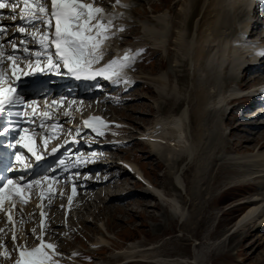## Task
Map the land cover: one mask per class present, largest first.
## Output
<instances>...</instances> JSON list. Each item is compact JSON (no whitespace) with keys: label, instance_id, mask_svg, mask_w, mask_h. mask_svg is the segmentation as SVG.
<instances>
[{"label":"rangeland","instance_id":"1","mask_svg":"<svg viewBox=\"0 0 264 264\" xmlns=\"http://www.w3.org/2000/svg\"><path fill=\"white\" fill-rule=\"evenodd\" d=\"M97 1L106 7L109 6L111 0ZM122 1L124 15L112 26L107 27V33H117L115 41L121 44L148 45L138 54L137 63L131 71L130 77L133 78L137 86L130 93L123 94L121 90H118L111 94L112 102L110 103L97 101L96 103L93 102V106L95 108L100 106L112 118H119L127 122V127L120 128L122 130L118 133L134 134L136 130L153 121H158V115L176 112L179 99H183L185 96L187 98V95L190 94V90H187L188 92H185L184 95V91L182 89L180 91L177 83V76L179 73L181 74V69L178 67L180 52L175 43L178 40V35L175 34H182L184 31L182 30L185 23L184 13L187 14L189 11L187 7L190 0H186L187 6L186 4H183L184 6L177 4L178 0ZM166 8H169L170 12ZM151 16H163L169 22L167 28L171 32H166L164 43H161L159 35H153L154 32L161 31V27L150 19ZM234 25L239 30L243 23L236 20ZM149 28L153 30V33ZM37 31L45 33L43 24L37 25ZM262 31H264L263 26ZM256 34L257 36L260 34L258 29L253 36ZM256 37L252 39H256ZM242 43H237L239 45L237 46V53L243 52L245 45V48L249 49L250 46L247 43H243L244 46ZM105 45L107 48L112 45L111 38L107 40ZM240 52L239 57H242ZM237 70L230 73L227 66H224L221 71L220 76L223 82H221L223 84L221 92L225 94V98L230 99L232 95H228L236 90L235 85L238 84V81L247 87L264 81V74L255 76L247 71V74L244 72L243 75L239 69ZM228 75L231 77L225 78ZM188 87L190 88V85ZM169 90H172V93H167ZM252 101L256 102V100L250 99H244L238 104L236 100L231 101L234 104L231 114L228 112L227 105L221 106L220 117L223 121H220V125L223 128V135H228L231 126L233 129L227 136L228 138L225 139L226 141L224 140L222 145H218V149L215 148L217 149L214 153L213 162L215 163L208 164L209 166L204 169L206 171L201 182L195 178L198 162L193 158L194 153L187 149L192 143V138L189 137L184 140L186 127L188 126L190 132L193 129L188 122L187 110H192L195 103H191L189 107L187 104L184 105L183 108L187 116L181 125L180 123L175 124L179 119L178 117L173 118L171 128L179 126L181 129V135L173 140V145L170 144L171 138H166L163 145L156 141L161 148L155 149L153 147L152 149L160 157L153 155L149 152L148 145L140 142L111 148L107 152L110 158L122 157L135 161L138 166L143 168L145 175L152 182L161 186L169 194L175 193L182 205L174 199L171 200V198L168 202L166 199L159 200L134 191L135 187H140V183L130 175H123L120 187L117 186L118 181L108 183L102 189L95 188L91 195L86 196V200L82 199L84 203H80L82 202L80 200L77 206L78 217L77 219L74 216L71 218L73 227L69 228V231H65L66 235H61L60 231L64 232V229L61 226H56L59 224V208L56 206L53 208L56 211L53 212L51 223L58 230L55 233L52 230L51 234L54 233V243L64 250L65 258H69L73 264H81L76 258L93 264H264V179L263 177L254 178L259 171L264 170V148L258 150L255 140L245 143L246 146L250 147V150L237 151L234 150L235 143L232 140L239 136L240 138L247 136L251 131L257 130L250 127L254 124L251 120L256 122L252 118L253 115L240 117L241 113L238 109L243 103ZM212 105L214 103L210 106ZM260 119H264V117H258L257 124H264V120L262 122ZM238 122H242L244 125L236 129ZM109 130L117 133L112 129ZM262 137L264 136L259 133L255 135V139L258 140ZM178 139L181 140L177 141ZM180 144L182 148L178 152L179 155L166 154L165 149L167 147L178 148ZM184 148L188 153L183 154ZM180 157H184V159L178 166L174 160ZM104 162L111 164L110 159H106ZM111 166L115 165L112 164ZM112 171L118 172L119 168L112 169ZM216 173L217 179L215 178ZM175 175H178L176 176L177 179ZM182 176L185 182L182 180ZM126 177L127 179H125ZM186 182L187 184H185ZM190 185L194 189H199L198 194H196L197 198L192 196V192L188 190ZM153 189L157 194L162 193L161 190ZM121 192L125 194L120 198L114 197ZM253 200L258 201L254 203L257 210L255 212L256 220L250 223L253 230L249 232L248 225L242 229L234 228L229 233L230 226L237 216L245 208L253 207L254 204L250 205ZM27 230L28 237L33 238L32 230ZM96 232L102 233V242L105 247L91 251L87 248V240L97 235ZM132 244L135 246L130 248ZM2 261L0 259V264Z\"/></svg>","mask_w":264,"mask_h":264},{"label":"bare ground","instance_id":"2","mask_svg":"<svg viewBox=\"0 0 264 264\" xmlns=\"http://www.w3.org/2000/svg\"><path fill=\"white\" fill-rule=\"evenodd\" d=\"M176 3L177 4L179 3L182 6L183 4H186V0H178ZM188 3H189V5L186 4V6L188 5L187 9L189 8V11H187L188 13L185 14L184 10H183L185 23L183 25L184 29H182V30H184V31L182 34H175V35H178L177 36L178 40H176L177 42L175 41V43H176V47L179 49V52H180V55H179L180 57L178 58V62H179L178 67L181 69V74L179 73V75L177 76V83L179 84L180 91H182V90L184 91L183 92L184 95H185V92H188L189 90H190V92H189L190 94L187 95V98L185 96V98L179 99V101L177 102V105L175 104L177 107L176 112H173V113L169 112L168 114L158 115L157 117L159 118V120L154 122L151 126H149L147 128V131L151 132V134H147L145 136V140H144L145 142H140V143L147 144L148 148L150 150L149 152H151L153 155L157 156L155 154L156 152H154V150L152 148L155 147V149L156 148L160 149L161 147L159 148L156 141H158V143L163 145V142H166L165 141L166 138H171L170 144H172L174 139L180 137V135H181L180 127L174 126V127H172L173 129L171 128V125L173 124L172 120L174 117H178L179 119L175 124L180 123V125H181V122L185 121L186 116H187L186 111H184V108H183L184 105L187 104V106L189 107V105L191 103H195L192 110L191 109H190V111L187 110L188 111L187 112L188 122H189L190 127L192 126L193 129L190 132V130L188 129V126L186 127V132H184V136H185L184 140L189 138V137L192 138V143L189 144L187 149L194 153L193 158L198 162V168L195 166L197 168V169H195L197 171L195 178H198L199 181L201 182L203 180V174L206 171V170L204 171V169L207 166H209L210 164L215 163L213 161H214V156H215L214 155L215 150L218 149L217 146L222 145L224 140L228 138L227 136H229V134L231 133V131L233 129V126H231L230 130L228 132V135L227 136L223 135L224 134L222 132L223 128L220 125V121L221 120L223 121V119L220 117L221 116V110H222L221 106H223V105L225 106L226 104L229 103V100L232 97L237 96L239 94V91L236 89L235 91L232 92V94L229 93L228 96H230V95H232V96H230V99H228V97L225 98V94L223 92H221V88L223 87V84H222L223 82L221 81L222 77L220 76V74H221V71L223 69L224 64L226 63V61L222 57L224 55H227V59H229V58L233 59V57H236V55L239 57L240 51L238 50L239 52L237 53V46H239V45H237L238 42L233 41L231 43L232 38H233L232 35H234L238 32L237 27H235L234 24L237 20L238 22L240 21L241 23H243V25H242L243 28L247 27L248 25H250L249 17L250 18H251V16L256 17L257 13H258V8L254 7L253 10L251 9V4L253 3V0H190ZM251 12H252V14H251ZM159 18H161V17H158L157 20H162ZM155 23L158 24L157 22H155ZM253 26H255V25H253ZM149 29L153 33V30L151 28H149ZM257 29L259 30V26L251 28L250 33L253 35V33L257 32ZM169 31L171 32V30H169ZM161 32H163L162 29H161V31H158L157 33L154 32L153 35H156V36L159 35L158 37L161 38V43H162L164 40L163 38L166 39L165 34L167 35V33H161ZM261 40H263V39H261ZM243 43H242V46H244ZM245 46H244V50L242 49L243 52L242 51L240 52L241 53L240 56L241 55L243 56V53L245 51L246 52L250 51V48L249 49L247 47L245 48ZM214 48H216L215 52L213 51ZM238 48H240V47H238ZM256 55L260 56L259 54H256ZM236 60L237 59L231 60V64L234 63L232 65L233 68H242L243 66H241V64L238 61L236 63ZM249 70H251L249 67H243L241 72L244 75V72L246 73ZM232 72H230V73H232ZM224 75H225V73H224ZM229 75H228V77H225V78L231 77ZM167 78H168V76H167ZM189 85H190V88L188 87ZM35 92L36 91H33L32 94H34ZM236 92H238V93L235 94ZM167 93H172V90L171 91L169 90ZM30 95H31V93H29L27 96L29 97ZM36 95H37V93H36ZM36 95H33L32 97L30 96L31 98H28V99H32V101H34L35 100L34 98L36 97ZM56 96H60V94H57ZM185 100L187 103L185 102ZM216 100H218V101L216 102ZM212 103H214V105L210 106ZM218 105H220V106H218ZM248 112H250L248 108H245L243 110V113H242V115L244 114L243 118L245 117V115L246 116L251 115V112H250V114H248ZM231 113H232V111H230V114ZM252 115H253L252 118H254L256 120V122L254 120L253 121L251 120V122H254V124L250 127H254L253 129H257V130L251 131L247 136L241 135L242 136L241 138L239 136L237 138L232 139L233 142L235 143L234 144V150L236 149L237 151H240V150L248 151V150H250V147L246 146L245 143L246 142H252L255 140L257 142L258 150H260L261 148H264V137H262V139L260 138L261 142H259L260 139L259 140L257 138L255 139V135H257L258 133L261 134L262 136H264V131L262 132L264 124H262V123L257 124L258 123L257 118L261 117V116L264 117V108L261 111H259L258 113L252 114ZM260 121H262V119H260ZM157 122H161L163 124V127L162 128H155V123H157ZM235 123H237V122H235ZM224 125H225V123H224ZM241 125H244V124H242V122H238L236 129H239V127ZM109 129H112L116 132H118V130H119V129H114V128H109ZM152 130H155V131H152ZM160 136H162V137H160ZM181 139H178L177 141H180ZM185 143H187V142H185ZM224 144H223V146H224ZM180 145L178 148L176 147L177 145L175 146L176 148L167 147V149H165L166 154H171V155L178 154V152H180V150L182 148V145L181 146ZM164 148H163V150H164ZM215 148H217V149H215ZM185 149L186 148H184V150L182 151L183 154L185 152L188 153V151ZM228 149H230V148L228 147ZM157 157H160V156H157ZM183 159H184V157H180V158L175 159L174 161H176L177 165L179 166V164L182 163ZM104 164L106 165L108 163L104 162ZM117 164L119 165L118 162H117ZM117 164L115 163V166H113L114 170L120 168ZM111 165H112V163H111ZM195 165H196V163H195ZM101 166L100 167L98 166V168H100V170H102L101 168L104 167V166H102V167ZM130 166L135 171H137L139 173L141 178H142V174H144V176H145V173L142 170L143 168H139L135 163H131ZM262 171H264V170H262ZM262 171H259L258 174L256 173L257 175H255V177L254 176L253 177L254 178H262L263 177V179H264V172H262ZM253 172H255V171H253ZM220 174H221V172H220ZM176 176H178V175H175V177ZM122 178L123 177L121 176V174L115 175V172H114L113 179H111V180H113L115 182L118 181L117 186L120 187L119 185H121ZM147 178L148 179H146L145 177L142 178L145 181V186L142 187V190H138V192H140V193L143 192L142 193L143 195H148V196L155 198V199H159V200L160 199H166V200H168V202H170L169 198H171V200L174 199L175 201H178V203L180 204L178 198L175 196L176 195L175 193L169 194L168 192L164 191L161 188V186L152 182L149 179V177H147ZM215 178L216 179L218 178L217 173H216ZM125 179H127V177ZM176 179H177V177H176ZM182 180L185 182V179H183V176H182ZM194 181H196V180H194ZM191 182L193 183V181H191ZM196 182L198 183V181H196ZM185 184H187V182ZM110 187H112V186H110ZM153 188L161 190L162 193H158V194L155 193ZM188 190L190 192H192L191 193L192 196L197 198L196 194H198L199 189H194V187L192 185H190V186H188ZM208 191H209V189H208ZM100 192H102V191H100ZM256 202H258V201L253 200L250 203V205L251 204L253 205ZM112 203H113V201H112ZM110 204H111V202H110ZM180 205H182V204H180ZM254 206H255V204L251 208L250 207L245 208L237 216L234 223L230 226L229 233L232 232L234 230V228L235 229H242L248 225H249V228H248L249 232H250V230H253L250 223H252L253 220H256L255 219V216H256L255 212L257 210H256V207H254ZM33 207L35 208V204L31 203V204H29L28 209L30 211H32ZM247 210H248V212H247ZM174 212L176 213V211H174ZM232 235H234V234H232ZM101 241H102V238L100 240H97V239L94 240V242H98V243ZM132 246H135V245L132 244L130 246V248H132ZM44 252L49 254V255L48 254L47 255L50 257V259H49L50 263L64 264L60 259H58V257L56 256V253H54L52 251H44ZM126 258H132V257H126ZM57 260H59V261H57ZM139 262H141V261H139Z\"/></svg>","mask_w":264,"mask_h":264},{"label":"snow or ice","instance_id":"3","mask_svg":"<svg viewBox=\"0 0 264 264\" xmlns=\"http://www.w3.org/2000/svg\"><path fill=\"white\" fill-rule=\"evenodd\" d=\"M23 3L24 13H28L27 22L35 27L36 21L41 24H45V20L42 18L44 16L48 17L47 28L49 32L42 34L40 43L44 44L46 39L55 43L56 53L62 61L65 67L69 69L70 72L74 74H79L80 72H87L91 69L93 63H98L102 59V54H97V49L100 47L102 40H100V33L98 32L96 36L90 35L93 27L102 29L105 33L103 39H109L111 37L106 35L107 27L111 25V21H107V24L100 19L97 25L92 26L90 21L97 18L98 14L103 12V9L99 7H94L91 4H85L79 2V0H52V9L49 12L45 3H41L40 0H0V9L11 8L12 12H16L17 6ZM16 16H13L15 19ZM21 19H25V16L21 14ZM55 19V32L54 35L51 34V20ZM89 22L88 27H85V22ZM20 32H24L23 27L19 28ZM123 31V29H121ZM5 32L4 28H0V34ZM49 47L51 44L48 45ZM15 48V45H13ZM259 55H264V51L258 53ZM4 53L0 52V56ZM9 60L13 61L14 71H15V61L12 56L8 57ZM125 63L120 64V67H126L127 61L130 59L128 55L123 58ZM2 63V61H0ZM118 62L113 60L109 62L105 68L101 69L100 72H108L113 69V66ZM49 67H57L53 63L52 57L48 56ZM113 75H118L117 72H113ZM4 73L0 72V80L3 79ZM0 111H3V106L5 104L12 103L11 91L5 90L0 92ZM47 116V113H45ZM99 119V118H93ZM87 123V122H86ZM27 146V145H25ZM39 158V157H38ZM11 183V182H9ZM26 203V201H25ZM43 215V214H42ZM11 220V216H9ZM16 237L13 235V240ZM52 244H42L41 247L32 249L31 251H20L21 260H17L16 264H48L50 257L44 252L43 248L54 249ZM7 255V253H5Z\"/></svg>","mask_w":264,"mask_h":264}]
</instances>
